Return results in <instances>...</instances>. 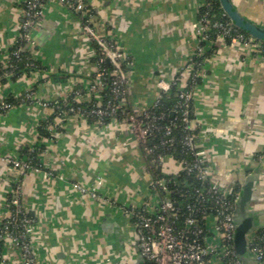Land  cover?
Listing matches in <instances>:
<instances>
[{"label": "crops", "instance_id": "0c3cea01", "mask_svg": "<svg viewBox=\"0 0 264 264\" xmlns=\"http://www.w3.org/2000/svg\"><path fill=\"white\" fill-rule=\"evenodd\" d=\"M232 1L248 18L264 24V0ZM83 2L93 10L98 33L114 37L130 62L127 88L133 105H151L159 92L158 80H171L192 60L204 0ZM22 3L0 0V63L18 34ZM30 36L33 55L48 74L38 80L29 74L2 81L0 98L31 88L35 99L54 100L66 98L75 86H88L97 66L95 48L82 34L76 12L46 2ZM204 70L192 106L210 179L226 192H240L243 181L255 175L251 207L263 227L264 56L216 40ZM52 113L37 101L0 113V155L20 156L24 148L42 146L39 162L62 177L20 175L0 162V223L8 191L19 183L22 203L34 223L31 242L39 264H135L139 257L129 218L108 200L81 194L72 183L96 187L120 202L154 199L146 156L128 125L117 120L98 127L72 115L61 124L59 136H42L38 128ZM165 162V168L175 169L170 158ZM4 243L0 248L6 264H21L17 248Z\"/></svg>", "mask_w": 264, "mask_h": 264}, {"label": "built area", "instance_id": "2783aa9c", "mask_svg": "<svg viewBox=\"0 0 264 264\" xmlns=\"http://www.w3.org/2000/svg\"><path fill=\"white\" fill-rule=\"evenodd\" d=\"M48 1L66 5L77 13L80 29L93 44L95 48L96 70L91 81L85 88V93L75 86L71 93L76 103L92 102L88 109L80 106H68L64 114L69 116H82L95 126L107 124L117 120L128 125L138 145L147 158L146 170L149 174V193L154 199L147 198L140 203L120 202L103 196L96 187H84L77 182L72 186L81 194L85 193L93 198L105 199L119 209L130 220V225L136 232L131 242L134 244L139 261L136 264H244L233 246V235L235 223L233 212L239 191L232 194L226 192L218 184L210 179V166L206 158V152L199 140L196 129V120L193 115L192 103L197 87V80L205 76L204 63L201 64L194 57H199L204 52L203 42L209 39L208 31L217 29L216 39L222 40L225 36L230 37L229 45L242 46L251 51L255 56H264L263 42L253 37L236 32V28L230 21L210 19V13L206 11L209 0H204L202 10L198 16L196 35L197 43L194 55L189 64L171 79H159V88L156 99L149 106L140 107L133 105L128 99L127 71L129 60L122 51L114 37L99 34L94 25V14L92 8L84 4L83 0H23L21 8V19L18 25V34L12 43L14 45L20 40L27 42V47L32 52V39L30 33L38 25L44 6ZM11 45V46H12ZM23 46H17L12 54L18 56ZM2 63L5 65L8 60ZM33 54V52H32ZM111 66L109 88L111 98L102 102L101 91L106 83L103 62ZM28 66L34 67L33 62H26ZM187 70V71H186ZM187 72L185 76L184 73ZM10 71L0 74L2 77L10 75ZM47 71L32 69L31 75L34 80L46 76ZM1 82V81H0ZM173 90L179 99L171 110L185 123V129L189 132L183 137V147L190 151L192 158H175L171 155L155 153V145H151L154 130L158 128L156 121L160 115L150 113V108L158 105L164 95ZM34 92L28 88L19 94L20 100L37 101L54 111L58 99L38 100L33 96ZM15 96V97H18ZM64 99V98H62ZM15 106L14 103L0 98V113H5ZM122 116L117 117L118 113ZM89 115L92 117L88 119ZM61 113L59 112L51 124L46 126L48 136L61 134ZM109 121V122H110ZM108 122V123H109ZM174 123L163 126L165 143H173L172 127ZM51 133V134H50ZM35 148L28 149L25 156L0 155V162L12 168L18 174L24 175L29 172L42 174L46 178H62L52 168L45 167L41 162L34 163L29 156ZM166 158L172 160L175 169L165 168ZM159 170L160 173H156ZM193 175V178L201 184L193 194L187 197L191 200L185 206L175 199L170 193L169 185L179 184V172ZM180 196L186 193L177 190ZM232 195V198H229ZM34 229L33 220L29 217L22 203V190L19 183H15L8 191L6 198L5 214L0 223V243L4 247L5 241L10 242L17 248L21 264H39L31 235ZM249 254L258 264H264V233L253 232L248 240ZM0 263L6 264L4 255L0 248Z\"/></svg>", "mask_w": 264, "mask_h": 264}, {"label": "trees", "instance_id": "16d2710c", "mask_svg": "<svg viewBox=\"0 0 264 264\" xmlns=\"http://www.w3.org/2000/svg\"><path fill=\"white\" fill-rule=\"evenodd\" d=\"M210 4L209 7L206 9L210 13L209 17L210 19H218L220 21L226 22L230 21L222 12L221 8L219 7L218 1L217 0H209ZM205 9V8H204ZM203 7L200 8V12L204 10ZM217 29L212 28L208 31L209 39L203 42L204 45V52L202 53L201 56L199 57H194L195 60L200 62L201 64L206 60V58L210 55L211 51L214 48V42L217 40L216 39V32ZM236 32H241L239 29L236 28ZM222 41L226 44L229 43L230 37H224ZM264 44V43H263ZM23 46V49L21 52H19V55L16 56L12 54V51L15 50L17 46ZM8 60L6 64L4 65L3 63H0V74H2L5 71H10V75L7 77H2V81H7V80H13L18 78L19 76L22 75H29L32 73V69H40L43 71H46L44 65L37 59L35 56L32 54V52L29 50L27 47V42L24 40H20L16 42L14 45L10 46L8 49ZM33 62L34 67L31 68V66H28L26 62ZM102 67L104 68L105 73V85L103 90L101 91V96H102V102H106L108 99H110L111 94H110V88H109V82H110V76L108 73L111 71V66L109 65L108 62H103ZM197 86L201 83V79L199 78L197 80ZM78 88L81 89V92L85 93V88L83 86H78ZM73 93H70L66 98L58 99L57 103L54 106V111L48 118V122H43L39 126L40 133L42 136H48V131L46 130V126L52 123L54 118H56L57 114L60 112L61 117H60V122L64 123L66 119L69 117L68 114H64V111L67 110L68 106H80L81 108L88 109L91 107L92 102H81V103H76L73 100ZM7 101H10L14 103L15 105H19L22 103H27L30 102L29 100H20V97H15V96H8L4 98ZM179 99L177 96H175L173 90L167 95H164L161 100L159 101L158 105L150 108V113L153 115H160V118L156 121V125L158 128L154 130V136L153 139L151 140V145H155V153L154 155L157 154H162V155H171L175 158H180V157H187V158H192V155L190 154V151L186 150L183 145H182V139L183 137L189 132V130L185 129V123L180 120L178 117L177 113L174 114L171 112L173 107L178 104ZM193 105V103H192ZM193 108V106H192ZM122 114L119 112L117 114V117H121ZM92 117L89 115L88 119H91ZM110 119L106 118L105 122H109ZM174 123L172 127V135L175 137L173 143H165L163 142L166 139V136L164 135V130L163 126ZM61 129V128H60ZM197 132V129L194 130ZM42 149V146L39 147V149H34L31 153H29V156L31 157V160L34 163H38V153ZM28 154V149L24 148L23 152L20 154V156H25ZM156 173H160L159 170H156ZM178 182L179 184L176 186L169 185L170 193L175 199L181 202L182 206H185L188 202L191 200L187 197L188 195L193 194L194 190L196 188H200L201 184L197 182L194 178L193 175L191 174H186L184 171L179 172L178 176ZM183 193H186L183 197L178 195L176 193L177 190ZM238 192V189L235 188L232 191V194ZM229 198H232V195H229ZM258 233L263 234L264 233V228H258L257 230ZM1 244V243H0Z\"/></svg>", "mask_w": 264, "mask_h": 264}, {"label": "water", "instance_id": "95a60500", "mask_svg": "<svg viewBox=\"0 0 264 264\" xmlns=\"http://www.w3.org/2000/svg\"><path fill=\"white\" fill-rule=\"evenodd\" d=\"M223 14L230 20L232 25L264 43V24L254 21L244 15L233 3L232 0H217ZM255 175L247 178L241 184V190L235 202L233 219L235 231L233 235V246L238 257L244 264H258L253 260L248 250V240L253 232L262 228L256 223V216L251 207L253 201ZM264 228V226H263ZM135 236L136 232L133 231ZM139 259L135 262V264Z\"/></svg>", "mask_w": 264, "mask_h": 264}, {"label": "rangeland", "instance_id": "374dc122", "mask_svg": "<svg viewBox=\"0 0 264 264\" xmlns=\"http://www.w3.org/2000/svg\"><path fill=\"white\" fill-rule=\"evenodd\" d=\"M111 264H117V263H111ZM120 264H128V263H126V262H121Z\"/></svg>", "mask_w": 264, "mask_h": 264}, {"label": "flooded vegetation", "instance_id": "af4514ba", "mask_svg": "<svg viewBox=\"0 0 264 264\" xmlns=\"http://www.w3.org/2000/svg\"><path fill=\"white\" fill-rule=\"evenodd\" d=\"M237 189H239V188H237ZM232 192V191H231Z\"/></svg>", "mask_w": 264, "mask_h": 264}]
</instances>
